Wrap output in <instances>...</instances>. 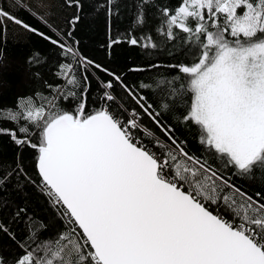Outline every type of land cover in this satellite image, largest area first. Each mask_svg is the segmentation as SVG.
Listing matches in <instances>:
<instances>
[{
  "label": "snow or ice",
  "instance_id": "1",
  "mask_svg": "<svg viewBox=\"0 0 264 264\" xmlns=\"http://www.w3.org/2000/svg\"><path fill=\"white\" fill-rule=\"evenodd\" d=\"M106 3L109 14L113 5L118 7L116 0ZM66 4L79 9L82 0ZM137 8V27L143 29L149 13H158L157 31L185 45L182 52L191 62L167 67L183 74L179 78L186 86L176 87L175 78L154 82L161 98L160 110L153 112V105L122 75L80 60L59 37L38 33L63 55H72L74 63L60 65L67 90L57 88L47 107L29 98L18 102L19 112L0 109V119L22 120L36 128L30 133L26 126L0 127V137L37 151L40 191L58 206L70 227L50 243L44 240L47 223L26 207H18L7 221L0 215V264H264V194L256 192L254 198L225 176V171L238 179L264 173V0H139ZM80 19L70 18V28ZM5 20L37 32L0 8V34ZM144 40L143 47H155L151 36ZM128 43L140 41L129 37ZM77 66L85 73L93 66L108 76L98 82L100 107L91 112L89 77L78 78ZM117 88L170 144L154 138L149 147L137 138L133 130L141 127L139 112L134 108L125 116L128 109L120 103ZM188 92L190 103L180 118L198 126L203 157L191 154L174 128L158 118L176 111L177 100L183 101ZM62 101H75V109L65 110ZM22 176V166H0V193ZM224 190L231 195L221 196ZM6 205L0 196V208ZM4 241L18 251L6 255Z\"/></svg>",
  "mask_w": 264,
  "mask_h": 264
},
{
  "label": "trees",
  "instance_id": "2",
  "mask_svg": "<svg viewBox=\"0 0 264 264\" xmlns=\"http://www.w3.org/2000/svg\"><path fill=\"white\" fill-rule=\"evenodd\" d=\"M75 0H68L74 3ZM175 2V0H173ZM139 0H116L118 5L112 6L109 14L106 9L109 5L106 0H82V7L68 6L66 0H55L57 8L63 11V18L57 24L56 21L48 20L38 14L33 7L25 3V0H1L0 8L21 19L28 25L34 27L37 32L27 31L25 35L14 34L11 23H4V31L0 34V109L11 110L16 113L21 111L17 107L18 102L23 99L35 100L36 106L48 105V101L57 95V88L66 91V81L61 74V64L74 63L71 54L63 55L61 49L52 45L38 33L43 32L53 38L59 37L67 46L72 47L80 60L86 58L114 71L124 78L125 82L138 94L147 98L152 104V111L158 112L157 88L154 82H160L162 78L167 80L176 79L175 86L179 87L186 81L179 77L177 70L167 67L169 64L190 63L191 59L183 54L185 47L180 39L176 41L167 40L164 35L157 31L159 14L149 13V21L143 29L136 26ZM168 3V0H161ZM154 11V10H153ZM74 15H80V22L74 28H70L68 20ZM72 32L71 37H65L64 33ZM151 36L155 47H143L146 42L144 37ZM129 37H135L140 41L138 45L128 43ZM119 39L121 43L112 45L111 41ZM35 60L37 62H29ZM158 65V67H152ZM75 66V65H74ZM143 69V71H133ZM75 74L81 77L86 74L89 77L91 88L87 95V111L91 112L100 105L97 98L101 95L98 82L106 81L108 76L88 66L87 72L83 67H76ZM142 84L151 85L150 88L139 87ZM49 85L52 87L50 88ZM71 88V86H67ZM120 103L128 111L125 116L130 117L132 109L139 112L137 117L141 123L139 129L133 130L137 138L149 147H153L151 140L159 139L162 144L168 145L170 141L163 135L160 128L127 96L123 89L117 88ZM191 93H185L183 101L177 100V110L171 113L165 112L158 118L162 123L170 125L175 130L178 140L185 141V147L191 154L205 156L203 145L200 144V131L198 126L185 124L180 118V113L185 112L190 103ZM65 110L75 109L76 102L62 101ZM4 116L8 112L3 113ZM123 118V117H122ZM21 126L29 127L30 133H36L34 125L26 121H11L0 119V127L18 129ZM33 142L38 143V136H33ZM155 150V148H153ZM19 153V159H18ZM37 151L30 147L18 148L7 136L0 137V166L5 169H15L22 166V172L26 176L14 177L7 191L0 193L7 205L0 208V215L7 221L11 213L18 207H26L30 215L34 214L45 221L48 225L44 240L54 243L61 232H67L70 227L68 220L63 217L58 209L40 191V179L36 169ZM225 176L230 177L234 183L255 198L256 192L264 194V173L258 172L254 178L238 179L231 172L225 171ZM28 178H31L32 183ZM17 184L23 187H17ZM228 194L227 190L220 193L221 196ZM215 208V206H213ZM223 211V209H221ZM229 218V213H224ZM22 226L13 225V228ZM74 227V226H73ZM3 247L6 255H14L18 250L10 242L4 241Z\"/></svg>",
  "mask_w": 264,
  "mask_h": 264
},
{
  "label": "rangeland",
  "instance_id": "3",
  "mask_svg": "<svg viewBox=\"0 0 264 264\" xmlns=\"http://www.w3.org/2000/svg\"><path fill=\"white\" fill-rule=\"evenodd\" d=\"M0 2H1V0H0ZM25 3L30 5L31 7H33L38 14L45 17L46 19L56 21L55 22L56 24L59 21H61L63 18V11L56 7L55 0H25ZM4 22L5 23H11L13 25L14 34L17 36L25 35L27 32V30L18 26L15 23L9 22L7 20H5ZM32 102L34 104L36 103L35 100H32ZM47 106H45V107H47Z\"/></svg>",
  "mask_w": 264,
  "mask_h": 264
}]
</instances>
